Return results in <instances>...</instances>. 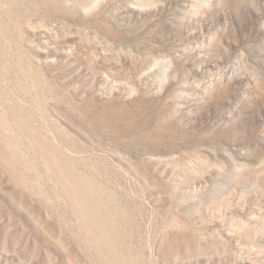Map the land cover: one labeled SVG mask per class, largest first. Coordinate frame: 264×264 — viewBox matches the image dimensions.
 Instances as JSON below:
<instances>
[{"label":"rangeland","instance_id":"1","mask_svg":"<svg viewBox=\"0 0 264 264\" xmlns=\"http://www.w3.org/2000/svg\"><path fill=\"white\" fill-rule=\"evenodd\" d=\"M0 264H264V0H0Z\"/></svg>","mask_w":264,"mask_h":264}]
</instances>
